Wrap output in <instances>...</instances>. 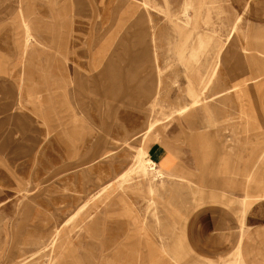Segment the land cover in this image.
<instances>
[{"label":"rangeland","instance_id":"obj_1","mask_svg":"<svg viewBox=\"0 0 264 264\" xmlns=\"http://www.w3.org/2000/svg\"><path fill=\"white\" fill-rule=\"evenodd\" d=\"M242 236L264 264V0H0V264H244Z\"/></svg>","mask_w":264,"mask_h":264},{"label":"crops","instance_id":"obj_2","mask_svg":"<svg viewBox=\"0 0 264 264\" xmlns=\"http://www.w3.org/2000/svg\"><path fill=\"white\" fill-rule=\"evenodd\" d=\"M151 145L152 143H148L147 145L148 155L154 158L158 162V164L161 166V168L163 169L165 173L164 175L171 176V177L181 176L182 174L179 172L176 166V159L174 155L172 154V152L170 151V149L164 144H155L152 146ZM198 234L201 236L202 234H206V232H201ZM217 236H220V235H217ZM203 238L205 237H202V238L200 237L199 239H203ZM193 239H197V238L194 237ZM243 239L244 241H246V243L243 245L242 250L243 248H245L246 251H242V259L244 261V264H251L248 259V254H249L248 238L243 237ZM213 249H216V251L212 250V252L210 251L206 252L205 250H202L200 248L198 250L196 249L195 251H199L198 255H203L209 258H213L220 253L219 250L221 248L216 247Z\"/></svg>","mask_w":264,"mask_h":264},{"label":"bare ground","instance_id":"obj_3","mask_svg":"<svg viewBox=\"0 0 264 264\" xmlns=\"http://www.w3.org/2000/svg\"><path fill=\"white\" fill-rule=\"evenodd\" d=\"M147 150V147L143 144H141L137 150V152L135 153V156H136V166L138 168V170H143L144 172L147 170L146 167V162H145V159H144V153L146 152ZM153 168V167H151ZM52 243V242H51Z\"/></svg>","mask_w":264,"mask_h":264}]
</instances>
